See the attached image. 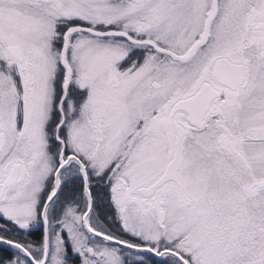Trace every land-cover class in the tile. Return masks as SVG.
<instances>
[{
  "label": "snow or ice",
  "instance_id": "obj_1",
  "mask_svg": "<svg viewBox=\"0 0 264 264\" xmlns=\"http://www.w3.org/2000/svg\"><path fill=\"white\" fill-rule=\"evenodd\" d=\"M0 264H264V0H0Z\"/></svg>",
  "mask_w": 264,
  "mask_h": 264
}]
</instances>
